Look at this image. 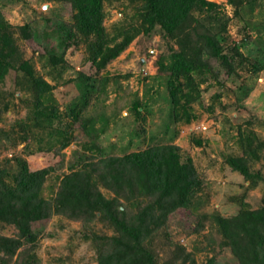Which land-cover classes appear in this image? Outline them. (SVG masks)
<instances>
[{"label": "rangeland", "instance_id": "374dc122", "mask_svg": "<svg viewBox=\"0 0 264 264\" xmlns=\"http://www.w3.org/2000/svg\"><path fill=\"white\" fill-rule=\"evenodd\" d=\"M207 1L215 3L216 10L196 13L199 23L213 29L225 52L236 47L248 62L236 66L231 76L217 64V79L200 85L201 97L192 105L194 117L174 123L166 79L177 45L159 28L151 36L143 35L135 4L103 0L102 27L107 37L135 31L128 47L104 69L96 70L83 43L67 47L66 35L73 22L70 1L0 0L3 20L12 28L16 63L27 61L37 76L52 85L50 103L55 115L46 125L32 122L34 94L27 78L6 67L0 77V169L12 175L17 160L33 171L52 167L43 187V196L50 198L65 174L97 154L87 147L96 145L104 156H121L158 143L178 146L181 160L193 162L201 188L189 211L170 217L167 229L156 232L147 244L160 264L178 247L195 264L209 259L214 264H238L230 250L220 246L221 236L209 218H230L242 204L258 209L264 196V0H246L236 15L227 0ZM24 25L33 33L29 39L20 35L19 27ZM50 56L61 62L52 66ZM73 108L78 119L71 114ZM60 131L69 140L61 149ZM249 135L253 148L261 145L248 167L262 180L252 185L226 163L228 157L243 154ZM10 175L5 180L10 181ZM101 192L113 197L105 189ZM203 216L208 220L196 232ZM32 230L37 235L34 246L22 249L33 253L36 264H96L95 237L114 235L98 219L82 222L62 216L35 222ZM15 233L13 226L0 223V235Z\"/></svg>", "mask_w": 264, "mask_h": 264}, {"label": "trees", "instance_id": "16d2710c", "mask_svg": "<svg viewBox=\"0 0 264 264\" xmlns=\"http://www.w3.org/2000/svg\"><path fill=\"white\" fill-rule=\"evenodd\" d=\"M67 1L73 10V22L66 35L67 47L83 43L91 64L96 70L104 69L128 47L135 30L119 31L109 38L102 27L103 0ZM128 1L136 5L143 35L151 36L159 28L177 45L170 57L166 87L173 122H188L194 117L192 105L201 97L200 85L211 78L217 79L220 73L216 65L231 76L235 67L248 59L236 47L225 52L213 29L199 23L196 13L216 10V4L211 1ZM227 2L234 7L236 15L238 7L246 0ZM11 29L0 13V77L6 67H13L26 76L34 94L31 121L46 125L55 116L53 103H50L52 85L37 76L27 61L16 63L17 49ZM19 31L24 39L33 35L28 25L19 27ZM48 61L55 66L61 58L50 56ZM71 114L78 119L75 108ZM59 134H62L61 149L69 140L64 131ZM246 138L243 154L228 157L226 163L252 185L262 180L259 173H251L248 167L261 145L256 143L253 148L250 135ZM87 149L97 154L65 174L50 198L43 196V187L54 171L52 167L33 171L27 163L17 160L12 175L0 169V223L16 230L13 237L0 235V264H9L16 254L13 264H36L33 253L22 248L27 244L34 246L37 240L32 224L52 216L82 222L98 219L113 229L114 235L94 239L98 241L96 264H160L147 244L156 232L167 229L170 217L180 211H189L201 188L193 162L190 159L182 161L179 147L169 143L153 144L121 156H104L96 145ZM9 175L10 181L5 180ZM101 188L111 192L113 197L106 198ZM209 219L221 236L220 246L227 247L238 264H264V196L258 209L252 210L242 204L239 212L230 218L211 216ZM206 220L207 216L199 218L196 232ZM161 264L195 262L178 247L169 260ZM205 264H214V261L209 259Z\"/></svg>", "mask_w": 264, "mask_h": 264}]
</instances>
